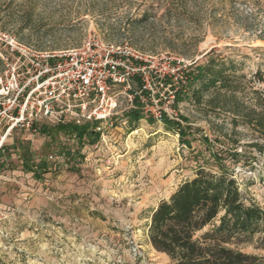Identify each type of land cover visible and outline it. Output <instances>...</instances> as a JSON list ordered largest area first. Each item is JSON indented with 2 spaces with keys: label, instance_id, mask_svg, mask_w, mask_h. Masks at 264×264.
<instances>
[{
  "label": "rangeland",
  "instance_id": "1",
  "mask_svg": "<svg viewBox=\"0 0 264 264\" xmlns=\"http://www.w3.org/2000/svg\"><path fill=\"white\" fill-rule=\"evenodd\" d=\"M2 34L39 51L78 47L88 36L128 43L178 60L182 78L184 68L209 63L230 85L168 108L187 119L190 148L146 114L132 129L123 113L115 117L108 138L85 143L73 159L65 153L76 152L74 139L14 131L0 152V264H171L148 243L147 217L199 166L216 173L214 153L264 210V155L248 148L262 139L246 125L264 122V0H0ZM168 92L152 87L149 105H167ZM232 148L244 156L238 162L221 153ZM26 154L47 170L25 169ZM241 251L264 257L253 245Z\"/></svg>",
  "mask_w": 264,
  "mask_h": 264
},
{
  "label": "built area",
  "instance_id": "2",
  "mask_svg": "<svg viewBox=\"0 0 264 264\" xmlns=\"http://www.w3.org/2000/svg\"><path fill=\"white\" fill-rule=\"evenodd\" d=\"M0 46V152L14 131L35 132L39 124L89 123L104 142L115 117L123 113L121 122L128 123L125 114L135 98L154 122L177 117L168 109L182 79L178 73L183 66L176 59L149 56L128 43L111 44L94 36L78 47L39 51L2 34ZM155 86L169 91L167 105H149Z\"/></svg>",
  "mask_w": 264,
  "mask_h": 264
},
{
  "label": "trees",
  "instance_id": "3",
  "mask_svg": "<svg viewBox=\"0 0 264 264\" xmlns=\"http://www.w3.org/2000/svg\"><path fill=\"white\" fill-rule=\"evenodd\" d=\"M184 75V86L174 92L175 106L190 94L200 104L201 92L225 89L230 85L222 71L215 70L209 63L190 66L185 69ZM184 78L179 83H183ZM196 83L199 87L195 90ZM169 84L165 81L164 85ZM171 90L174 88L171 87ZM125 116L131 129L144 118L143 108L136 98ZM180 121L187 123L186 118L179 116L178 121L164 117L162 124L167 130L175 131L181 144L190 148V126L184 128ZM246 125L259 131L262 139L261 142L249 144L248 148L264 155L263 120H256L255 125L247 120ZM36 129L51 141L60 137L74 139L78 148L73 153L67 150L65 155L69 159L78 156L85 143L95 144L99 140L94 125L89 123L40 124ZM237 143L232 140L230 146L236 147ZM221 153H226L233 162L244 157L235 148ZM212 157L218 169L216 173L199 166L192 179L181 183L167 200L159 202L150 211L146 224L148 243L156 252L167 256L171 264H264V257L241 251L245 245L264 250V210L245 197L231 172H227L224 166L226 158L215 153ZM23 160L25 169L47 170V162L43 159L35 163L26 154Z\"/></svg>",
  "mask_w": 264,
  "mask_h": 264
}]
</instances>
